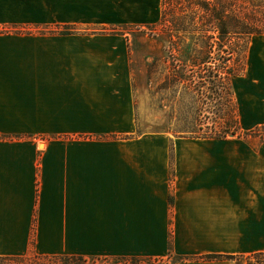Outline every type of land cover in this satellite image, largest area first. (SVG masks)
Returning a JSON list of instances; mask_svg holds the SVG:
<instances>
[{
  "label": "crops",
  "instance_id": "crops-1",
  "mask_svg": "<svg viewBox=\"0 0 264 264\" xmlns=\"http://www.w3.org/2000/svg\"><path fill=\"white\" fill-rule=\"evenodd\" d=\"M150 9L0 0V257L247 264L264 252V147L136 135L131 37L85 31L142 22ZM211 254L227 257L199 259Z\"/></svg>",
  "mask_w": 264,
  "mask_h": 264
},
{
  "label": "rangeland",
  "instance_id": "rangeland-1",
  "mask_svg": "<svg viewBox=\"0 0 264 264\" xmlns=\"http://www.w3.org/2000/svg\"><path fill=\"white\" fill-rule=\"evenodd\" d=\"M212 2L145 0L151 8L150 17L142 22L93 26L85 31L131 37L136 135L167 133L176 138L227 133L226 139L211 141L207 146L264 147V99L257 84L264 75V34L232 37L220 49L215 39L218 35L208 23L209 13L200 7ZM181 20L187 22L183 32L176 30ZM47 32L73 34L78 29L19 27V34ZM195 51L204 54L203 66L192 64ZM27 255L23 262L6 264H60ZM250 256L245 262L255 264ZM155 259L158 262L114 259L88 260L87 264H160V260L168 264L178 260L171 256Z\"/></svg>",
  "mask_w": 264,
  "mask_h": 264
},
{
  "label": "trees",
  "instance_id": "trees-1",
  "mask_svg": "<svg viewBox=\"0 0 264 264\" xmlns=\"http://www.w3.org/2000/svg\"><path fill=\"white\" fill-rule=\"evenodd\" d=\"M211 4H202L200 7L203 8L207 13H209L208 23L213 28V31L217 33L218 36L215 37L216 44L218 47L223 48L227 46L232 37L246 36L250 37L254 34H264V0H211ZM239 5H238V3ZM187 24L181 20L177 25L179 32H183V25ZM178 33V32H177ZM206 38L205 36H203ZM214 38V37H212ZM203 43V42H202ZM192 64L196 66H202L205 64L204 54H200L198 51H195V56L192 60ZM219 70H216L218 73ZM211 79L214 77L213 71L211 72ZM231 75V72H230ZM214 94V93H212ZM230 94V88L228 90V95ZM227 133L223 135L213 136H202V137H189L193 139H212V140H224L226 139ZM30 254L34 255L37 259L48 260L53 262H60V264H87L88 260L82 256H68V255H40L34 252ZM28 256V255H27ZM25 256H16V257H0V264H6L9 262H23L28 257ZM227 256L223 255H204L199 257L203 260H220L226 258ZM153 258L148 259H139V258H122L121 260H139V261H152ZM250 260L254 259L255 264H264V252H259L252 254L249 257ZM120 260V259H118ZM158 262V259H153ZM160 264H167L165 261L160 260ZM118 263V262H117ZM120 263V261H119ZM249 264H252L251 261Z\"/></svg>",
  "mask_w": 264,
  "mask_h": 264
}]
</instances>
